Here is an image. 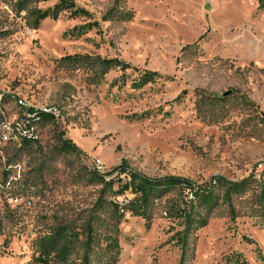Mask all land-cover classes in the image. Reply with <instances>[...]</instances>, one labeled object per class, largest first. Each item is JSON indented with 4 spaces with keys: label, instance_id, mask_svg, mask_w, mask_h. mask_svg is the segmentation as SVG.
<instances>
[{
    "label": "rangeland",
    "instance_id": "374dc122",
    "mask_svg": "<svg viewBox=\"0 0 264 264\" xmlns=\"http://www.w3.org/2000/svg\"><path fill=\"white\" fill-rule=\"evenodd\" d=\"M73 1L90 16L33 29L28 12L59 0L20 15L0 0V111L13 122L22 100L61 114L31 146L0 141V264H264V7ZM98 59L131 68L102 75ZM145 71L155 82L135 88ZM64 139L80 151H62ZM123 161L214 196L192 201L178 186L151 200L149 220L133 215L123 207L135 195L106 182Z\"/></svg>",
    "mask_w": 264,
    "mask_h": 264
},
{
    "label": "trees",
    "instance_id": "16d2710c",
    "mask_svg": "<svg viewBox=\"0 0 264 264\" xmlns=\"http://www.w3.org/2000/svg\"><path fill=\"white\" fill-rule=\"evenodd\" d=\"M47 1L49 0H16L14 10L17 12V14L20 15L21 13L28 11V5L30 3H40ZM257 1L260 4V8H263L264 0ZM28 13L34 19L32 26L31 23L28 24L30 28L33 29H36L39 26L40 22L48 18L57 20L63 13L68 14L72 19H79L82 17L90 16V14L86 10L78 8L73 0H59L58 4H56L53 8H48L46 10L34 8ZM94 26H98V23H89L86 25L85 28L92 29ZM79 34L81 35L83 34V32L81 31ZM68 58L71 60H76V58ZM98 61H100V70L102 75H106L111 70L115 69H118L121 72H126L131 68L129 64L118 59H98ZM156 76L157 74L155 72L145 71L144 74L140 77V79L135 82L134 87L141 88L150 83H153L155 82ZM201 101H204L203 97H201L200 102ZM213 102H227V98L216 97L215 99H213ZM42 117L44 120L52 119V117L45 114ZM37 142L38 141L25 142V146H31L32 143ZM60 148L64 152L80 151L79 148L74 143H72L71 139H64ZM121 175H125V178H121ZM96 176L98 177V179L100 178L101 181H105V178L107 177L98 172H96ZM108 176L110 177V179L106 182L108 185H110V187H112L117 181L119 182V184H122L121 188L119 189V194H122L126 191H131L135 195V197L131 199L128 204L123 207V209L129 210L133 215L141 216L148 220L150 219V217L148 216V210L150 207L151 200L153 198H159L166 195L171 189L175 187L179 186L181 191L185 192L186 196L190 197L192 201L199 198L201 200L209 202L214 196L213 190L211 188L205 189L199 187L187 178L179 176H165L161 178H152L135 169H132L126 161H123L121 164L114 167L108 173ZM217 179H220L219 181L221 183L225 181L221 177H215L212 184L213 188L214 185L217 184ZM229 183L231 184V188L237 187L241 184L233 182ZM184 210V213H186V209ZM191 217V215H188L189 221L192 223L196 219ZM196 222V229H198L206 224V219L205 217H199ZM183 261L184 254H182L180 264H184Z\"/></svg>",
    "mask_w": 264,
    "mask_h": 264
},
{
    "label": "built area",
    "instance_id": "2783aa9c",
    "mask_svg": "<svg viewBox=\"0 0 264 264\" xmlns=\"http://www.w3.org/2000/svg\"><path fill=\"white\" fill-rule=\"evenodd\" d=\"M22 116L16 120L9 121L5 114L0 111V141L3 143L24 144L25 142L38 141V125L45 122L43 115L58 120L61 117L57 108L30 109L22 100H18ZM1 184V182H0Z\"/></svg>",
    "mask_w": 264,
    "mask_h": 264
},
{
    "label": "bare ground",
    "instance_id": "6f19581e",
    "mask_svg": "<svg viewBox=\"0 0 264 264\" xmlns=\"http://www.w3.org/2000/svg\"><path fill=\"white\" fill-rule=\"evenodd\" d=\"M78 131V130H77ZM80 144V143H79ZM83 147H84V145H83Z\"/></svg>",
    "mask_w": 264,
    "mask_h": 264
}]
</instances>
